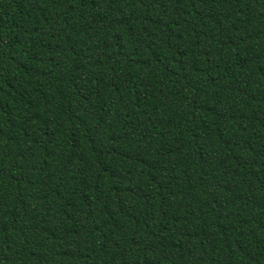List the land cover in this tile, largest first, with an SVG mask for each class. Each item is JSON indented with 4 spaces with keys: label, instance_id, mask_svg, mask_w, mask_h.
<instances>
[{
    "label": "trees",
    "instance_id": "16d2710c",
    "mask_svg": "<svg viewBox=\"0 0 264 264\" xmlns=\"http://www.w3.org/2000/svg\"><path fill=\"white\" fill-rule=\"evenodd\" d=\"M0 264H264V0H0Z\"/></svg>",
    "mask_w": 264,
    "mask_h": 264
}]
</instances>
